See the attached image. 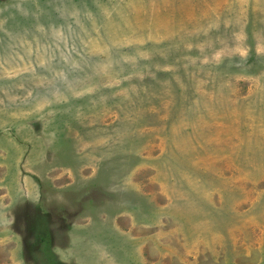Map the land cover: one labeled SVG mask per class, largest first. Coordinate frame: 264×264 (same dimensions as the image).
<instances>
[{"label": "rangeland", "instance_id": "rangeland-1", "mask_svg": "<svg viewBox=\"0 0 264 264\" xmlns=\"http://www.w3.org/2000/svg\"><path fill=\"white\" fill-rule=\"evenodd\" d=\"M0 264H264V0H0Z\"/></svg>", "mask_w": 264, "mask_h": 264}, {"label": "trees", "instance_id": "trees-1", "mask_svg": "<svg viewBox=\"0 0 264 264\" xmlns=\"http://www.w3.org/2000/svg\"><path fill=\"white\" fill-rule=\"evenodd\" d=\"M39 235H41L42 236V238H41V240L43 241V240H45L46 241V239H49V234L48 233H39ZM39 237V236H38Z\"/></svg>", "mask_w": 264, "mask_h": 264}]
</instances>
